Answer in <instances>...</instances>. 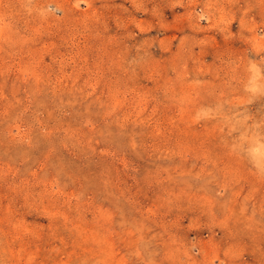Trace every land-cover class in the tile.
<instances>
[{
	"label": "rangeland",
	"instance_id": "374dc122",
	"mask_svg": "<svg viewBox=\"0 0 264 264\" xmlns=\"http://www.w3.org/2000/svg\"><path fill=\"white\" fill-rule=\"evenodd\" d=\"M0 264H264V0H0Z\"/></svg>",
	"mask_w": 264,
	"mask_h": 264
}]
</instances>
